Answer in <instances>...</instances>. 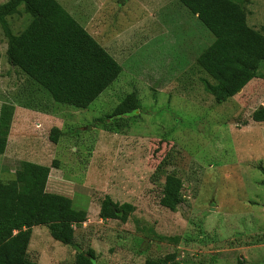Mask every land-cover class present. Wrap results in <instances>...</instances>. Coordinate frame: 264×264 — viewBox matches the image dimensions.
Listing matches in <instances>:
<instances>
[{"label":"rangeland","instance_id":"rangeland-1","mask_svg":"<svg viewBox=\"0 0 264 264\" xmlns=\"http://www.w3.org/2000/svg\"><path fill=\"white\" fill-rule=\"evenodd\" d=\"M8 0H0V4ZM117 62L116 79L84 110L56 104L8 64L0 25V110L12 109L0 183L22 162L50 168L45 192L86 213L72 245L93 264H264V60L238 93L217 102L196 58L211 35L177 0H55ZM245 24L264 37V0H231ZM17 35L30 18L20 5L5 17ZM133 115L109 117L129 94ZM31 106V107H30ZM56 128L55 143L48 137ZM165 176L177 178L180 204L159 203ZM108 196L132 206L124 223L100 220ZM76 252L53 241L46 226L29 229L33 264H74Z\"/></svg>","mask_w":264,"mask_h":264},{"label":"trees","instance_id":"trees-1","mask_svg":"<svg viewBox=\"0 0 264 264\" xmlns=\"http://www.w3.org/2000/svg\"><path fill=\"white\" fill-rule=\"evenodd\" d=\"M211 35V44L196 58L195 66L212 82L204 90L217 102L238 93L264 60V37L245 24V13L231 0H177ZM23 12L30 21L18 34L8 29L5 17ZM0 25L7 38L5 57L53 103L86 109L118 76L120 66L55 0H8L0 4ZM31 107V106H30ZM134 94L117 104L109 117L130 116L137 110ZM12 109L0 110V155L5 148L7 122ZM254 123L264 122V104L250 114ZM59 132L50 130L55 143ZM22 162L14 178L0 183V264H33L26 256L29 229L46 226L50 238L62 245L73 240V227L85 222L86 213L74 210L70 199L45 192L49 169ZM159 205L174 212L180 204V181L165 176ZM131 205L105 196L98 209L100 220L124 223ZM173 255L146 259L144 264H171ZM74 264H93L91 250L76 253Z\"/></svg>","mask_w":264,"mask_h":264},{"label":"water","instance_id":"water-1","mask_svg":"<svg viewBox=\"0 0 264 264\" xmlns=\"http://www.w3.org/2000/svg\"><path fill=\"white\" fill-rule=\"evenodd\" d=\"M68 245L71 246L76 253H80L81 252V249L78 246L72 245V244H68Z\"/></svg>","mask_w":264,"mask_h":264},{"label":"crops","instance_id":"crops-1","mask_svg":"<svg viewBox=\"0 0 264 264\" xmlns=\"http://www.w3.org/2000/svg\"><path fill=\"white\" fill-rule=\"evenodd\" d=\"M65 11H66V10H65ZM66 12H67V11H66ZM67 13H68V12H67ZM68 14H69V13H68ZM69 15H70V14H69ZM81 27L87 32V27H86V25H82V24H81ZM21 31H22V30H21ZM21 31H20V32H21ZM18 34H19V33H18ZM18 34H17V35H18ZM87 34L90 36V34H89L88 32H87ZM90 37L92 38V36H90ZM5 49H6V45H5ZM19 72H20V71H19ZM20 73H22V72H20ZM32 228H33V227H32Z\"/></svg>","mask_w":264,"mask_h":264}]
</instances>
